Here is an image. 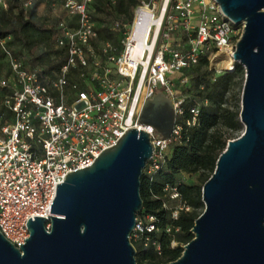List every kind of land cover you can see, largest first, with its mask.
<instances>
[{
    "label": "built area",
    "instance_id": "1",
    "mask_svg": "<svg viewBox=\"0 0 264 264\" xmlns=\"http://www.w3.org/2000/svg\"><path fill=\"white\" fill-rule=\"evenodd\" d=\"M36 1L21 3L28 9ZM62 1L69 19L58 21L56 41L67 51V61L57 77L28 70L1 40L11 74L0 71V231L17 246L30 238L28 222L35 216L46 217L50 230L58 184L70 172L90 166L130 128L152 133L154 156L144 173L153 179L167 165L171 145L182 142L184 128L197 123L202 106L198 101L188 105L174 86L175 77L188 82L186 70L202 58L216 72L233 71L245 28L217 0H142L132 20L112 19L111 31L123 39L119 45L106 39L98 56L94 45L102 34L91 11L95 0ZM109 1L114 5L118 0ZM0 5L7 9L8 1ZM158 90L176 110L169 139H157L155 130L140 122L146 101ZM188 110L192 118H185ZM165 190L179 199L177 187ZM184 208L190 209L179 203L172 218ZM158 223L157 216L138 213L131 240L162 253L152 235L160 230Z\"/></svg>",
    "mask_w": 264,
    "mask_h": 264
},
{
    "label": "water",
    "instance_id": "2",
    "mask_svg": "<svg viewBox=\"0 0 264 264\" xmlns=\"http://www.w3.org/2000/svg\"><path fill=\"white\" fill-rule=\"evenodd\" d=\"M236 24L245 22L234 53L246 70L241 136L229 140L203 186L204 212L195 237L166 264H264V0H217ZM140 122L169 139L176 122L171 98L158 91ZM152 133L130 128L88 167L58 184L48 219L28 222L17 246L0 231V264H138L131 234L144 208L141 177L154 156Z\"/></svg>",
    "mask_w": 264,
    "mask_h": 264
},
{
    "label": "trees",
    "instance_id": "3",
    "mask_svg": "<svg viewBox=\"0 0 264 264\" xmlns=\"http://www.w3.org/2000/svg\"><path fill=\"white\" fill-rule=\"evenodd\" d=\"M8 8L0 5L2 18L6 22H12V27L0 25V38L6 39L14 35L15 39L24 40V33L33 29L40 33L50 32L52 29L45 26L36 12V5L24 9L21 0H7ZM142 0H118L114 5L109 0H95L93 7L95 13L93 18L96 21L104 22V14L115 16L121 15L129 20L133 19L134 9L141 4ZM12 18H16L13 22ZM104 31L108 39L114 40L118 34L111 31L110 26L98 27ZM115 44H120L115 41ZM63 49V48H62ZM65 61H67V51ZM208 60L202 58L200 62L186 70L188 76L196 75L198 95L189 100L202 103L200 113L195 125L186 126L183 132L182 142L173 143L170 147V156L167 165L161 169L153 179L145 173L141 177V195L144 200V208L139 215L152 214L158 217L160 230L152 235L161 244L162 253H159L155 246H144L140 242H134L137 248L138 264H166L177 260L183 254V244L189 243L194 237L192 229L197 218L204 212L203 186L209 180L216 169L217 161L227 146V137L220 130L225 126L228 130H242L240 102L237 109L233 110L224 105L226 93L231 89L233 82L239 81L244 87L246 76L245 67L236 63L233 71H225L215 82L206 81L205 76L200 72L202 67L208 69ZM60 67V69H61ZM197 67V68H196ZM4 93V90H1ZM185 118H192L190 111H186ZM201 173L199 185H187L180 179L182 173ZM177 187L180 194L179 199H172V191H167V186ZM178 201L190 207L189 210L180 209L176 220L172 218V209L177 205L168 206V203ZM167 206H166V205ZM171 227L169 232L167 229ZM173 242L177 245L173 246Z\"/></svg>",
    "mask_w": 264,
    "mask_h": 264
},
{
    "label": "rangeland",
    "instance_id": "4",
    "mask_svg": "<svg viewBox=\"0 0 264 264\" xmlns=\"http://www.w3.org/2000/svg\"><path fill=\"white\" fill-rule=\"evenodd\" d=\"M164 0H158V3L163 2ZM22 4V3H21ZM34 5H36V12L38 18L44 22L45 26L51 28L50 32L40 33L36 30L30 29L25 31L23 43L20 40L15 39L14 35L9 36L4 40L5 46L15 55L16 57H21L25 66L28 70H36L42 71L45 76L55 78L59 75L60 67L65 61V52L64 50L57 45L56 36H57V23L61 19H69L68 12L64 8V4L62 0H37ZM23 7V5H22ZM31 7V6H30ZM92 15L95 13V8L91 7ZM2 11H0V25L4 27H12V22H6L2 18ZM115 16H118L117 14ZM115 16L104 14L103 17L105 19L104 22L96 21L97 27L101 29V27L110 25L112 19ZM129 20V18H127ZM12 21L15 22L16 18H12ZM242 33V31H241ZM102 39L96 43L95 52L99 56L100 55V47L103 42L108 39V35L106 32H102ZM123 39V35L118 34L116 39L114 40V44ZM2 38H0V71L7 74L8 76L11 74V67L9 63V59L5 55L4 48L1 44ZM119 45V44H115ZM220 67V66H219ZM197 68V67H196ZM206 78V81H210L211 83L215 82L219 77L223 75V72H216L213 69L202 67L200 71ZM196 76V75H195ZM194 75L189 76L188 82L183 83L179 80L178 76L174 79V86L178 91L180 96H183L186 100H191L197 97L198 87H197V78ZM74 79H77L74 76ZM246 79V76H245ZM245 83V80H244ZM161 91V90H158ZM242 92L243 86L239 84V81L233 82L231 89L226 93L224 98V105L230 107L233 110L237 109V103L240 102V109H242ZM241 114V113H240ZM220 130L227 137V144L229 140L237 138L242 135L244 131V125L242 130L231 131L222 126ZM224 151V150H223ZM171 152V151H170ZM180 179L183 183L187 185H199L201 182V173H182L180 175ZM178 201H170L168 206L178 205ZM177 245V244H175ZM186 244H183L185 248Z\"/></svg>",
    "mask_w": 264,
    "mask_h": 264
},
{
    "label": "bare ground",
    "instance_id": "5",
    "mask_svg": "<svg viewBox=\"0 0 264 264\" xmlns=\"http://www.w3.org/2000/svg\"><path fill=\"white\" fill-rule=\"evenodd\" d=\"M144 11H146L147 13H150V11L148 9H145Z\"/></svg>",
    "mask_w": 264,
    "mask_h": 264
}]
</instances>
